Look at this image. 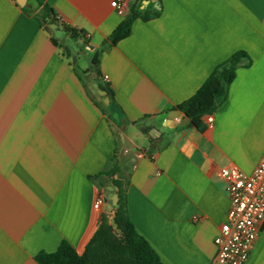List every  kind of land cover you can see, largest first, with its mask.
<instances>
[{"label":"crops","instance_id":"1","mask_svg":"<svg viewBox=\"0 0 264 264\" xmlns=\"http://www.w3.org/2000/svg\"><path fill=\"white\" fill-rule=\"evenodd\" d=\"M113 1L44 0L60 19L44 26L35 0H0V264H38L63 241L81 254L113 217L111 178H92L112 167L162 264H210L229 209L220 168L250 174L264 153V0H123V15ZM131 11L158 14L111 44ZM237 51L249 67L195 128L172 107ZM244 264H264V223Z\"/></svg>","mask_w":264,"mask_h":264},{"label":"trees","instance_id":"2","mask_svg":"<svg viewBox=\"0 0 264 264\" xmlns=\"http://www.w3.org/2000/svg\"><path fill=\"white\" fill-rule=\"evenodd\" d=\"M35 1L41 7L39 14L36 15L38 21L44 26L57 25L58 20L44 0ZM157 14L158 11L151 14H137L131 11L112 32L109 42L114 45L127 38L134 20L139 18L148 21ZM61 26L62 30L72 39L84 40L83 33H78L65 25ZM52 43L56 45L57 41L52 39ZM97 64V57H94L92 66ZM249 65L250 58L245 52L233 53L213 69L192 97L172 107L173 110L181 112L195 128L205 129L203 118L212 114L224 102L228 87L236 76V70L239 67L247 68ZM95 73L99 76L97 70ZM101 89L111 95L105 86H101ZM117 173V168L112 167L110 170L92 177L99 178L101 175H105L111 178L112 185L116 189L117 202L111 221H108L106 215H101L97 230L81 254H78L73 247L63 241L54 252L39 253L35 257L38 264H162L152 246L137 233L129 219L126 198L127 179L117 176Z\"/></svg>","mask_w":264,"mask_h":264},{"label":"built area","instance_id":"3","mask_svg":"<svg viewBox=\"0 0 264 264\" xmlns=\"http://www.w3.org/2000/svg\"><path fill=\"white\" fill-rule=\"evenodd\" d=\"M111 7L118 15H123L126 3L113 1ZM56 19L60 20L59 17ZM103 79L107 80V77ZM203 120L206 128L212 127L211 114ZM219 173L226 184L229 209L227 220L214 239L216 254L210 264H244L264 223V153L250 174L230 165L220 168ZM104 202L103 195L99 194L93 208L99 211Z\"/></svg>","mask_w":264,"mask_h":264},{"label":"water","instance_id":"4","mask_svg":"<svg viewBox=\"0 0 264 264\" xmlns=\"http://www.w3.org/2000/svg\"><path fill=\"white\" fill-rule=\"evenodd\" d=\"M18 1H19V3H21V2H23L25 0H18ZM53 27H54V25H51L49 28H47L48 33H51V30H52Z\"/></svg>","mask_w":264,"mask_h":264},{"label":"rangeland","instance_id":"5","mask_svg":"<svg viewBox=\"0 0 264 264\" xmlns=\"http://www.w3.org/2000/svg\"><path fill=\"white\" fill-rule=\"evenodd\" d=\"M60 37H63V36H61V34H60Z\"/></svg>","mask_w":264,"mask_h":264}]
</instances>
